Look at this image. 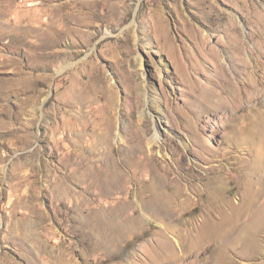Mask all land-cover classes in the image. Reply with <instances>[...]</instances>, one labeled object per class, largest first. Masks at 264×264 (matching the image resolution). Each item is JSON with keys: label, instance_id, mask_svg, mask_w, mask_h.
<instances>
[{"label": "rangeland", "instance_id": "obj_1", "mask_svg": "<svg viewBox=\"0 0 264 264\" xmlns=\"http://www.w3.org/2000/svg\"><path fill=\"white\" fill-rule=\"evenodd\" d=\"M263 54L264 0H0V264H264Z\"/></svg>", "mask_w": 264, "mask_h": 264}, {"label": "bare ground", "instance_id": "obj_2", "mask_svg": "<svg viewBox=\"0 0 264 264\" xmlns=\"http://www.w3.org/2000/svg\"><path fill=\"white\" fill-rule=\"evenodd\" d=\"M263 34V33H262ZM263 40V39H262ZM262 40H261V42H262ZM259 47V46H258ZM258 52V51H257ZM264 55V54H263ZM261 56V55H260ZM258 57V56H257ZM259 61V60H258ZM245 68H249V65H245L244 66ZM245 71V70H244ZM252 71V70H251ZM248 73V72H247ZM250 73H252V72H250ZM256 73V72H255ZM253 75V74H252ZM249 77V76H248ZM247 80L248 81H246V82H248V84L250 83V81L252 80V78H251V80H250V78L248 79L247 78ZM259 80H257V85L256 84H253V85H251L250 84V86L249 87H251V89H253V96L255 95L256 96V98L258 99L260 96H261V94L264 92V88L263 87H259ZM247 84V83H246ZM222 89V88H221ZM222 92V91H221ZM223 92L225 93L223 96H217V101L219 102V105L221 106L222 105V107L223 108H225V107H227V106H229V104H231L232 103V100L235 98V95H236V92H235V90H234V87H233V82L231 81V80H228V81H225V83H224V86H223ZM205 93V92H204ZM207 95V94H206ZM252 95V94H251ZM212 96H213V93H211V94H209V95H207V98H209V97H211V99H212ZM249 98H252V96H250ZM206 108H207V106H206ZM208 109V108H207ZM264 117V116H263ZM261 121V120H260ZM259 121V122H260ZM264 121V120H263ZM258 122V123H259ZM259 125H261V123L259 124ZM258 126V125H257ZM109 126H106V128H105V130L103 131V133L101 134V136L103 137V139H104V141H106V142H108L109 141V137H110V129L108 128ZM258 128V130H259V128L260 127H257ZM261 129V128H260ZM257 130V131H258ZM260 131V130H259ZM258 133V132H257ZM260 134H261V131L259 132ZM262 133H264V132H262ZM255 135H256V133H255ZM256 137H258V136H256ZM260 137V139L261 138H263L262 136H259ZM259 137H258V139H259ZM257 140V139H256ZM258 141V140H257ZM261 140H259V142H260ZM257 144H258V142H256ZM260 143H263V142H260ZM264 144V143H263ZM260 146H262V145H260ZM264 146V145H263ZM262 146V147H263ZM264 148V147H263ZM262 152V151H261ZM258 155H260V153L258 152ZM261 159H263L262 157H260ZM256 159V158H255ZM258 159V158H257ZM256 159V160H257ZM261 159H258V160H260V162H258V164H262L263 162H264V160H262V162H261ZM257 164V163H256ZM260 164V165H261ZM263 165H264V163H263ZM258 167V166H257ZM256 171H258V170H256ZM263 171V170H262ZM261 171V172H262ZM260 172V171H259ZM260 174V173H259ZM264 174V173H263ZM221 180V179H220ZM264 182V181H263ZM223 192L224 191V188L223 187H218L217 188V196H218V198H220V196H219V193L220 192ZM253 191V190H252ZM255 191V190H254ZM256 191H257V189H256ZM255 191V192H256ZM263 191V190H262ZM224 193V192H223ZM222 193V194H223ZM259 192H257V194H258ZM260 193H261V191H260ZM257 194H256V196H257ZM262 194V193H261ZM255 195V194H254ZM259 195V194H258ZM253 196V195H252ZM255 196V197H256ZM259 197H260V195H259ZM264 197V196H263ZM258 198V197H257ZM221 199V198H220ZM226 199V198H225ZM260 199V198H259ZM258 199V200H259ZM250 200H251V198H250ZM264 201V200H263ZM230 202V201H229ZM255 202V201H254ZM217 203H218V201H217ZM249 203H251V202H249ZM219 204V203H218ZM248 204V203H247ZM257 204V203H256ZM263 204H264V202H263ZM223 205V204H222ZM250 205V204H249ZM260 205V204H259ZM220 206V205H219ZM225 206V205H224ZM228 206V205H227ZM227 206H225V207H227ZM229 206H230V203H229ZM243 206V205H242ZM231 207H232V205H231ZM233 207H235V206H233ZM255 207V206H254ZM232 209H234V208H232ZM253 209V207L251 208V210ZM221 210V209H220ZM223 210V209H222ZM238 210V209H237ZM241 210V209H240ZM254 210V209H253ZM233 211V210H232ZM223 212H224V210H223ZM227 212V211H226ZM250 212V211H249ZM252 212V211H251ZM238 213H240L239 211H238ZM229 215V214H228ZM231 215V214H230ZM247 215V214H246ZM223 216V215H222ZM244 217V216H243ZM249 217V216H248ZM231 218V217H230ZM230 218L229 217H226V219L227 220H230ZM245 218V217H244ZM247 218V217H246ZM221 219V218H220ZM225 219V220H226ZM232 220H236V221H238L239 220V215L238 214H232ZM248 220V219H247ZM223 221V220H222ZM249 221V220H248ZM221 222V221H220ZM225 222H227V221H225ZM250 222H252V221H250ZM255 222V221H254ZM240 223H242V221L240 222ZM240 223L239 224H237V225H239L240 226ZM226 224V223H225ZM244 224V223H243ZM250 224V223H249ZM229 225V224H228ZM236 225V226H237ZM242 225V224H241ZM245 225V224H244ZM252 225V224H251ZM254 225H255V223H254ZM220 226V225H219ZM239 226H237V227H239ZM242 227V226H241ZM234 229V228H233ZM210 230H212V229H210ZM239 230V229H238ZM240 231V230H239ZM245 232V231H244ZM243 232V233H244ZM209 233H210V231H209ZM208 233V234H209ZM212 233V232H211ZM227 233V232H226ZM205 234H207V233H205ZM213 234V233H212ZM210 235V234H209ZM221 236V235H220ZM223 236H224V234H223ZM227 236H228V234H227ZM244 236V235H243ZM248 236V235H247ZM246 236V237H247ZM203 237H204V235H203ZM212 237V236H211ZM225 237V236H224ZM242 237V236H241ZM240 237V238H241ZM246 237H244V238H246ZM201 238V237H200Z\"/></svg>", "mask_w": 264, "mask_h": 264}]
</instances>
